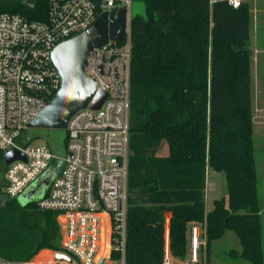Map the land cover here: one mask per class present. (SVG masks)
I'll use <instances>...</instances> for the list:
<instances>
[{
	"label": "trees",
	"instance_id": "obj_1",
	"mask_svg": "<svg viewBox=\"0 0 264 264\" xmlns=\"http://www.w3.org/2000/svg\"><path fill=\"white\" fill-rule=\"evenodd\" d=\"M131 16L129 154L125 264H163L165 234L171 256L183 259L187 232L205 227L210 244L232 230L240 253L264 264L262 215L252 140L249 6L226 0H133ZM41 20L47 0H0V13ZM31 141V139H28ZM168 146L166 156L159 146ZM4 171L5 165L1 159ZM225 176L227 198L205 209L206 171ZM0 256L27 260L60 248L58 213L22 205L0 190ZM198 264H203L199 262Z\"/></svg>",
	"mask_w": 264,
	"mask_h": 264
},
{
	"label": "built area",
	"instance_id": "obj_2",
	"mask_svg": "<svg viewBox=\"0 0 264 264\" xmlns=\"http://www.w3.org/2000/svg\"><path fill=\"white\" fill-rule=\"evenodd\" d=\"M236 8L245 0H226ZM133 0H47L44 19L0 13V153L15 147L26 161L4 167L1 192L18 199L52 164L57 173L37 208L58 213L61 243L27 260L0 256V264H125L131 40L123 37L89 51L84 69L107 93L98 109L74 113L66 127L64 155L45 143L22 139L28 122L54 97L61 77L53 65V48L87 27L104 11ZM194 250L185 264H198L200 231L192 228ZM60 255L61 258H58ZM163 264H175L164 254Z\"/></svg>",
	"mask_w": 264,
	"mask_h": 264
},
{
	"label": "water",
	"instance_id": "obj_3",
	"mask_svg": "<svg viewBox=\"0 0 264 264\" xmlns=\"http://www.w3.org/2000/svg\"><path fill=\"white\" fill-rule=\"evenodd\" d=\"M136 12L130 9L128 14L125 7H114L110 11H104L86 30L62 41L53 48L51 57L53 65L61 77L60 88L52 100L27 123L26 128L66 130L70 117L78 110L87 105L92 109L101 107L107 93L97 88L95 82L86 75L84 69L86 57L94 45L101 46L106 44L108 40H117L123 37L127 25L130 24L131 16ZM1 159L3 164L7 166L15 160L26 161L27 158L20 150L13 147L3 152ZM59 165V161H54L19 196L22 205L34 202L44 195L45 190L54 179ZM34 193L38 194L37 198L30 199V194ZM57 257L61 258L60 255Z\"/></svg>",
	"mask_w": 264,
	"mask_h": 264
},
{
	"label": "rangeland",
	"instance_id": "obj_4",
	"mask_svg": "<svg viewBox=\"0 0 264 264\" xmlns=\"http://www.w3.org/2000/svg\"><path fill=\"white\" fill-rule=\"evenodd\" d=\"M262 4H259V2ZM249 6L250 34L247 41V50L250 55V78H251V100H252V140L255 150V162L258 176V194L261 204L262 215V251L264 261V0H246ZM143 4L133 2L131 10L143 12ZM262 13H259V11ZM259 99V106L257 102ZM22 139H31V143H45L51 152L63 155L66 139V130L25 128ZM167 144L162 142L158 148V155L167 152ZM3 170L0 162V173ZM227 195V185L224 174L210 170L208 181L207 201L205 207L210 210L215 199ZM37 193L30 194V199H36ZM17 201L21 202L19 197ZM6 215L0 218V224L7 230H12L13 223ZM60 227V226H59ZM192 239L189 238L187 253L191 254ZM47 248L39 250L45 252ZM50 250V249H49ZM53 250V249H51ZM240 253L241 244L239 238L232 230H226L222 237L214 239L210 244L208 262L203 264H252L240 256H234L231 251ZM204 254H206L204 252ZM36 255V254H35ZM201 252H198L200 258Z\"/></svg>",
	"mask_w": 264,
	"mask_h": 264
},
{
	"label": "crops",
	"instance_id": "obj_5",
	"mask_svg": "<svg viewBox=\"0 0 264 264\" xmlns=\"http://www.w3.org/2000/svg\"><path fill=\"white\" fill-rule=\"evenodd\" d=\"M259 4H262V2L260 1ZM259 13H262V12L259 11ZM256 102H257V105L259 106V99ZM167 154H168V146H167V152L165 151V153L161 154V156H166ZM210 170H212V169L210 167H208L207 171H206V187H205V194H204V203L205 204H206V201H207V191H208V181H209V177H210ZM221 197L227 198V195L225 194V195H223ZM205 209H206V211L208 210L207 207H205ZM193 227H197V229L200 231V236H199V239H198L199 242H200V246L196 249V256H197V258H198V260L200 262H202V263L205 262V258H204V256H205V254H204V252H205V227L200 225V224H195L192 227H190L188 229V232H187V237H186L187 246H186V253L184 255V258L183 259H179L177 257L171 256V258H172V260L174 261L175 264H185V262L190 260V258L192 256V253H193V250H194V243H193V237H192V233L191 232H192V228ZM190 237L192 239V248H191V254H188L187 250H188V243H189V238ZM168 244H169V237H168V232H166V234H165V253L170 255ZM199 251L201 252L200 258L198 257V252Z\"/></svg>",
	"mask_w": 264,
	"mask_h": 264
},
{
	"label": "flooded vegetation",
	"instance_id": "obj_6",
	"mask_svg": "<svg viewBox=\"0 0 264 264\" xmlns=\"http://www.w3.org/2000/svg\"><path fill=\"white\" fill-rule=\"evenodd\" d=\"M2 176V177H1ZM0 190H1V184H2V178H3V174L2 173H0Z\"/></svg>",
	"mask_w": 264,
	"mask_h": 264
}]
</instances>
